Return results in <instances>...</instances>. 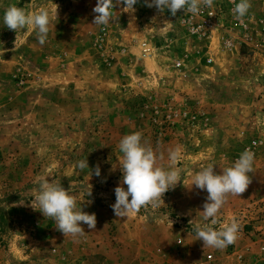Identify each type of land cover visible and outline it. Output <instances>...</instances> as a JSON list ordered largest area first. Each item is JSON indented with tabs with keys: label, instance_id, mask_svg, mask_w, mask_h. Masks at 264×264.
<instances>
[{
	"label": "rangeland",
	"instance_id": "1",
	"mask_svg": "<svg viewBox=\"0 0 264 264\" xmlns=\"http://www.w3.org/2000/svg\"><path fill=\"white\" fill-rule=\"evenodd\" d=\"M17 1L23 7L33 2ZM34 2L40 8L45 0ZM229 18L217 21L206 39L178 43V51L195 52L188 62L181 56L180 66L159 43L136 40L142 35L137 19L130 28L135 45L117 63L107 48L104 57L98 52L106 26L97 28L100 43L82 53L83 31L61 36L52 20L41 46L35 33L25 40L0 18V264H261L264 242L253 232L217 250L204 248L193 230L207 192L189 188L191 178L210 163L221 173L244 150L255 154L252 182L240 197L228 196L217 219L230 220L264 197V7L252 5L244 32ZM142 42L149 46L144 57ZM136 131L163 155L161 166L168 151L180 147L182 177L158 207L117 218L111 205L122 173L110 169L122 156L121 138ZM83 159L89 169L81 171L76 165ZM97 164L101 175L91 176ZM46 176L70 188L84 212L96 214L94 230L81 222L86 234L65 238L31 207Z\"/></svg>",
	"mask_w": 264,
	"mask_h": 264
},
{
	"label": "clouds",
	"instance_id": "2",
	"mask_svg": "<svg viewBox=\"0 0 264 264\" xmlns=\"http://www.w3.org/2000/svg\"><path fill=\"white\" fill-rule=\"evenodd\" d=\"M137 3L138 0H97L93 8L96 15L92 23L107 26L118 19L114 12L117 5H123L124 12H134V5ZM144 4L149 8L154 7L161 14L167 10L172 16H176L178 11L183 10L184 13L197 16L205 8L212 9L214 0H144ZM233 4L234 18L243 22V18L252 7L251 0H239V2L233 0ZM2 22L9 30L16 33L24 32L25 40L35 33L36 41L43 46L48 38L52 16L47 9L36 10L33 0L31 10L15 5L8 6L4 10ZM230 43V41L226 42L229 45ZM17 48L18 45L15 43L12 51H16ZM4 51L0 49V57L4 55ZM118 147L122 156L117 158V162L112 163L110 169L111 172H115L119 168L122 173L120 185L114 189L115 203L111 205L115 216L129 218L141 208L149 205L158 207L163 202L164 194L181 180L182 170L176 167L181 158L180 147L168 151L166 167L158 164V160H162L163 155H158L153 147L143 140L140 131L124 135ZM254 162L255 154L250 149H246L231 166L221 167V173H217L214 170L215 164L210 163L192 176L189 188L194 185L195 188L207 192L206 200L202 205L203 211H200L201 222L195 223L193 229L196 240H202L204 248L224 250L235 244L239 238L240 224L236 219L223 224L219 229L213 226L218 224L217 217L226 204L228 196L240 197L247 190L252 182L249 174L254 172ZM76 167L81 171L89 169L87 159L78 161ZM90 170L91 176L93 173L97 177L101 175L99 164ZM124 185L127 186L126 189ZM20 203L23 204V200ZM31 207L54 221L56 229L65 238L76 239L84 236L86 232L81 222L89 229L96 228V214H89L78 207L74 192L70 188L65 189L54 178L51 181L47 176L41 178L38 191L31 198Z\"/></svg>",
	"mask_w": 264,
	"mask_h": 264
},
{
	"label": "crops",
	"instance_id": "3",
	"mask_svg": "<svg viewBox=\"0 0 264 264\" xmlns=\"http://www.w3.org/2000/svg\"><path fill=\"white\" fill-rule=\"evenodd\" d=\"M236 2L239 1L236 0ZM36 3L37 2H34V5L37 10L39 6H36ZM96 3L97 0H45L43 7L41 6L39 9L49 10L52 20H56L59 27H61V36H63V32H66L68 36H71V33L75 30L78 32H85L80 50L82 53H87L90 49L94 48L95 44L97 45L101 41L100 35L97 32L98 25L92 23L96 15L93 12ZM251 3L252 5L264 7V2H261V0H251ZM10 5L29 10V8L31 9V6H33V2L29 3L30 7H23L17 0L10 3L5 2V0H0V18H3L4 10ZM232 6L233 0H214L212 9L205 8L202 11H218L220 7L227 10L218 20V23L224 25L229 17L234 16L231 11ZM122 8L123 5H117L114 8L115 16H118V19L106 26L104 32L105 36H102V39L107 37L106 40L102 42L104 45L103 49L98 51L103 57L104 49L107 48L113 58L116 59V62L118 58H123V60L126 59L132 47L135 45L133 43L135 38L131 35L130 29L133 19H137L142 34L141 37L136 40L149 42L153 40L156 44L159 43L160 46L158 50H162L163 54L168 57L178 58L176 62H178L179 66L182 64V61L179 62L181 56H183L182 58L187 62L195 57V52L193 50L191 51V49L179 51L176 49L178 48V43L182 45L184 40L192 44V40H195L193 36L189 34L187 26L183 22V18L186 14L183 10L178 11L176 16H172L167 10L161 14L154 7L149 8L145 6L144 0H138V3L134 5V12H124ZM63 12H66L65 16L60 17ZM249 16L252 17V15ZM229 23L230 22H226V30L232 25ZM51 33L53 34L52 31ZM228 33L230 34L229 37H232V32L228 31ZM225 39L228 40L227 37ZM68 49L69 46H67L66 51L63 50V53L68 54ZM155 50L157 49H155L153 45V52H155ZM173 67H175V65ZM261 264H264V259H261Z\"/></svg>",
	"mask_w": 264,
	"mask_h": 264
},
{
	"label": "built area",
	"instance_id": "4",
	"mask_svg": "<svg viewBox=\"0 0 264 264\" xmlns=\"http://www.w3.org/2000/svg\"><path fill=\"white\" fill-rule=\"evenodd\" d=\"M233 7L234 4L232 8ZM212 13L214 14L211 15ZM221 13L222 11H220V9L218 11H201V13L197 16H193L190 13H186L183 18V22L187 26L189 34H191L194 38L198 40H203L209 36L212 27L219 20ZM238 25L241 31L244 32V30L242 29H246V24L244 20L243 22L239 21ZM261 38L262 40H264V35H262ZM140 48L142 51V56H147V53L149 52L148 44L146 42H142L140 44ZM207 62L210 63L211 61L208 60ZM256 144V142L253 143V145ZM230 218V220H225L222 218L217 219L218 224L213 227L219 229L223 224L230 223L233 219H236L240 224L239 238H242L244 235L249 234L251 231V233L253 232L255 234V237H259V240L261 242H264V197L258 198L257 200H254L253 202L249 203L244 208L239 209ZM260 252L261 254H264V245L260 247Z\"/></svg>",
	"mask_w": 264,
	"mask_h": 264
}]
</instances>
